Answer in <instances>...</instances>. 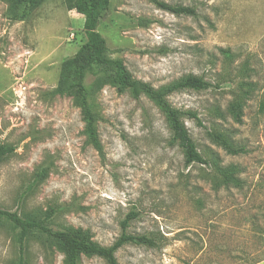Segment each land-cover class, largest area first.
Returning a JSON list of instances; mask_svg holds the SVG:
<instances>
[{"label":"rangeland","instance_id":"1","mask_svg":"<svg viewBox=\"0 0 264 264\" xmlns=\"http://www.w3.org/2000/svg\"><path fill=\"white\" fill-rule=\"evenodd\" d=\"M196 10L177 16L149 0H110L98 31L110 60L156 91L196 77L200 90L165 97L210 165H186L165 114L145 94L118 92L105 72L85 78L98 145L75 93L60 92L62 63L86 41L84 16L45 0L25 21L0 1V210L81 229L101 247L126 234L119 264L264 261V0H161ZM242 105L240 122L233 105ZM188 113L197 114L201 125ZM242 148L229 155L224 144ZM224 142V143H225ZM19 231L0 218V264H18ZM26 264H65L33 232ZM79 264H107L83 255Z\"/></svg>","mask_w":264,"mask_h":264},{"label":"trees","instance_id":"2","mask_svg":"<svg viewBox=\"0 0 264 264\" xmlns=\"http://www.w3.org/2000/svg\"><path fill=\"white\" fill-rule=\"evenodd\" d=\"M8 4L7 17L12 21H25L33 11L43 4L45 0H0ZM157 8L170 12L177 16L195 17L196 10L184 6H170L161 0H149ZM70 9L75 10L78 14L84 16V30L87 41L79 48L77 53L66 59L61 67L60 87L58 90L63 92L67 86L75 93L79 106L82 109L85 121V133L87 137L98 145L96 118L91 110L87 100V89L85 87V78L90 72H105L112 80V84L118 92L130 91L131 94L138 98L145 94L165 114L173 140L183 151L186 165L200 164L209 166L210 163L205 160L197 150L196 144L192 140L187 128L181 121V112L171 108L165 100V97L180 89L200 90L205 87L204 81L196 77H188L185 81L173 85L164 91H156L150 85L135 80L130 72L126 69L120 60H110L108 57V47L105 39L99 33L98 28L103 15L110 10V0H65ZM234 119L240 122L242 114V105L237 104L232 107ZM189 117L195 119L200 125L199 118L195 113H188ZM215 139L224 144V148L229 155L237 156L244 154L246 151L242 148H233L220 138L212 134ZM225 142V143H224ZM15 148L12 146L0 145V161L12 154ZM134 215L129 214L123 221V235L117 243L105 248L94 243L90 235L81 229L57 230L47 225L39 218H30L20 216L18 213H11L0 210V218L10 223L18 233V243L20 257L18 264H26L25 248L29 236L33 232L43 234L47 241L56 245L65 255V264H79L83 255L96 256L104 259L107 264H119L115 253L125 244H151L152 241L146 236H131L126 234L127 227L132 221ZM262 260L252 263L259 264Z\"/></svg>","mask_w":264,"mask_h":264},{"label":"crops","instance_id":"3","mask_svg":"<svg viewBox=\"0 0 264 264\" xmlns=\"http://www.w3.org/2000/svg\"><path fill=\"white\" fill-rule=\"evenodd\" d=\"M259 264H264V261H263V262H261V263H259Z\"/></svg>","mask_w":264,"mask_h":264}]
</instances>
